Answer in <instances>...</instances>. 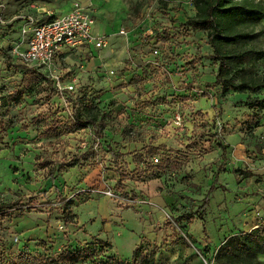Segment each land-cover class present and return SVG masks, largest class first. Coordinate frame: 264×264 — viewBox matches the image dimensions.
Returning <instances> with one entry per match:
<instances>
[{
    "label": "rangeland",
    "instance_id": "obj_1",
    "mask_svg": "<svg viewBox=\"0 0 264 264\" xmlns=\"http://www.w3.org/2000/svg\"><path fill=\"white\" fill-rule=\"evenodd\" d=\"M75 3L92 8L94 33L109 46L66 52L40 72L50 82L3 107L26 73L12 55L23 28ZM195 14L192 0H0V48L10 55L0 54V204L20 203L0 215V247L42 257L69 244L95 251L94 263L79 264H132L143 241L142 264H209L224 239L264 226V90L248 98L208 87L218 71L213 49L205 32L183 26ZM74 105L84 119L98 117L100 135L91 127L48 134L53 120L73 119ZM151 147L153 162H134ZM213 185L204 222L197 214L178 228ZM258 259L264 264V243Z\"/></svg>",
    "mask_w": 264,
    "mask_h": 264
},
{
    "label": "trees",
    "instance_id": "obj_2",
    "mask_svg": "<svg viewBox=\"0 0 264 264\" xmlns=\"http://www.w3.org/2000/svg\"><path fill=\"white\" fill-rule=\"evenodd\" d=\"M196 14L188 19L183 25L193 30H200L206 33L208 43L213 49V54L209 59L218 65L216 79L210 83L208 87H219L221 93L230 91L239 93H248L250 98L253 94H259L264 90V50L258 47L260 34L264 30L257 31L264 20V1L263 0H192ZM0 54L6 59L10 58L9 53L0 48ZM26 69L22 86L17 88L8 98L3 99V107L10 103L19 104L26 90L36 85H40L43 81L50 82L42 73L34 69ZM85 107L89 105H85ZM89 108V107H87ZM89 114L92 111H88ZM261 116L255 113L254 122L259 123ZM98 117L89 115L84 119L83 113L78 106L73 107V119L62 123L53 120L48 127V134L60 135L61 130L65 133H75L78 130L91 127L93 131L100 135L101 125L97 124ZM0 130L6 132L4 121L0 118ZM223 156L226 155L227 148L220 142ZM159 148L151 147L146 153L136 154L133 160L138 165L145 162L147 158H151L153 162L154 155L157 154ZM94 154V149L88 150L84 156L88 157ZM114 156L116 153H113ZM117 156V155H116ZM87 159V158H86ZM157 160V159H155ZM80 162L76 159L75 165ZM158 162V160H157ZM165 163H161L159 168L163 169ZM54 171L52 170V176ZM218 182V176L215 179ZM215 190V185L210 188V192L202 200L201 206L194 213L185 214L176 219L178 228L182 227V223H191L198 214L199 219L203 222L210 205V193ZM125 197L130 195L123 194ZM65 199L61 203L63 213L68 224L69 216L72 215L70 206ZM20 203L0 204V215H7L12 211H16ZM192 242L195 239L190 236ZM45 247V242L41 241ZM264 243V226L251 231L232 234L221 243L218 247L215 257L209 264H262L258 259V252ZM105 247H111L108 242H102ZM200 251L199 249H197ZM147 249L143 245V241L136 247L133 252L131 263L141 264L147 263ZM203 255V251H200ZM96 256L95 251L90 248L72 250L66 245L60 254L44 253L42 257H34L27 250L13 253L0 247V264H79L83 262H93ZM108 262L121 264L118 259L110 258ZM108 264V263H107Z\"/></svg>",
    "mask_w": 264,
    "mask_h": 264
},
{
    "label": "built area",
    "instance_id": "obj_3",
    "mask_svg": "<svg viewBox=\"0 0 264 264\" xmlns=\"http://www.w3.org/2000/svg\"><path fill=\"white\" fill-rule=\"evenodd\" d=\"M95 20L91 7L75 3L67 14L50 16L35 25L31 21L23 28L22 39L13 46L12 55L26 68L43 72L66 52L81 53L93 48L102 51L109 46V39L105 34L94 33Z\"/></svg>",
    "mask_w": 264,
    "mask_h": 264
},
{
    "label": "crops",
    "instance_id": "obj_4",
    "mask_svg": "<svg viewBox=\"0 0 264 264\" xmlns=\"http://www.w3.org/2000/svg\"><path fill=\"white\" fill-rule=\"evenodd\" d=\"M252 230H254V229H252ZM252 230H251V231H252ZM251 231H245V232H251Z\"/></svg>",
    "mask_w": 264,
    "mask_h": 264
}]
</instances>
